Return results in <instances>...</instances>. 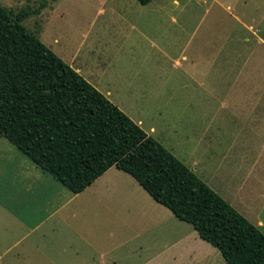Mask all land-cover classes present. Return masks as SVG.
I'll return each instance as SVG.
<instances>
[{"label": "rangeland", "instance_id": "374dc122", "mask_svg": "<svg viewBox=\"0 0 264 264\" xmlns=\"http://www.w3.org/2000/svg\"><path fill=\"white\" fill-rule=\"evenodd\" d=\"M39 2L21 19L25 28L239 213L238 205L253 207L236 177L250 175L246 195L264 188V0L0 5L16 12ZM99 176L85 197L90 222L98 210L105 231L103 264H226L130 175L113 167Z\"/></svg>", "mask_w": 264, "mask_h": 264}, {"label": "trees", "instance_id": "16d2710c", "mask_svg": "<svg viewBox=\"0 0 264 264\" xmlns=\"http://www.w3.org/2000/svg\"><path fill=\"white\" fill-rule=\"evenodd\" d=\"M43 5H0V138L73 193L114 166L226 264H264L255 225L21 24Z\"/></svg>", "mask_w": 264, "mask_h": 264}, {"label": "crops", "instance_id": "0c3cea01", "mask_svg": "<svg viewBox=\"0 0 264 264\" xmlns=\"http://www.w3.org/2000/svg\"><path fill=\"white\" fill-rule=\"evenodd\" d=\"M71 68L82 76L79 67ZM113 167L102 172L98 180ZM246 176L250 177H236L233 171L226 175L231 181L238 178L236 185L244 198L252 195L253 207L244 209L238 205L240 214L256 227L261 226L264 188L254 185L253 194L246 195ZM90 184L77 193L69 191L0 138V264H103L105 252H98V248L105 242V231L100 226L98 210L90 222L91 203L85 197ZM95 205L98 201L92 207Z\"/></svg>", "mask_w": 264, "mask_h": 264}]
</instances>
